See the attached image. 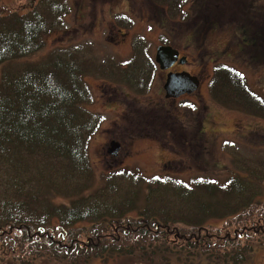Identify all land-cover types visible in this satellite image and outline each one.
Returning a JSON list of instances; mask_svg holds the SVG:
<instances>
[{
  "label": "trees",
  "instance_id": "obj_1",
  "mask_svg": "<svg viewBox=\"0 0 264 264\" xmlns=\"http://www.w3.org/2000/svg\"><path fill=\"white\" fill-rule=\"evenodd\" d=\"M152 2L177 7L174 14L184 4ZM67 14L66 0H28L24 11L0 14L1 263L9 255L10 264H106L117 257L138 264H243L253 251L251 235L264 241V210L251 202L264 171L248 169L236 197L227 196L236 183L231 177L218 184L120 171L91 188L87 144L99 119L86 110L91 91L84 78L139 93L151 83L154 62L137 40L129 60L120 61L124 67L110 56L66 49L32 60ZM208 89L218 103L264 117L263 101L233 68L214 66ZM221 218L224 226L210 222Z\"/></svg>",
  "mask_w": 264,
  "mask_h": 264
},
{
  "label": "rangeland",
  "instance_id": "obj_2",
  "mask_svg": "<svg viewBox=\"0 0 264 264\" xmlns=\"http://www.w3.org/2000/svg\"><path fill=\"white\" fill-rule=\"evenodd\" d=\"M177 1L184 4L174 14L177 7L170 9L152 0H66L64 25L45 36L43 51L32 58L36 61L39 55L66 49L92 59L110 56L126 63L137 40L145 43L154 62L156 48L166 42L188 61L176 70L201 80L196 92L172 100L165 98V75L155 62L150 85L139 93L124 83L84 78L91 91L86 110L99 119L87 144L91 188L102 184L104 174L120 171L139 173L146 179L156 175L184 181L209 177L218 184L231 177L236 183L228 187L231 194L227 196L236 197L248 169L264 171L263 115L220 104L208 89L214 66L224 64L239 72L247 88L264 103V0ZM27 6L28 0H0V14L22 12ZM112 141L120 145L116 156L107 153ZM121 185L128 186L126 182ZM256 188L251 202L263 212L264 183ZM226 221L210 222L220 227ZM250 238L253 251L243 264H264V241L254 235ZM4 258L0 264L12 263L9 255ZM27 264L52 263L37 259ZM106 264L138 263L117 257ZM193 264L207 263L195 260Z\"/></svg>",
  "mask_w": 264,
  "mask_h": 264
},
{
  "label": "water",
  "instance_id": "obj_3",
  "mask_svg": "<svg viewBox=\"0 0 264 264\" xmlns=\"http://www.w3.org/2000/svg\"><path fill=\"white\" fill-rule=\"evenodd\" d=\"M178 60V51L171 46H158L155 51L154 61L160 70L169 69ZM180 64L185 63V57L179 59ZM198 77L192 76L187 72L172 73L166 75L163 90L166 99H176L182 95H190L199 88ZM120 145L117 142H110L107 153L116 156Z\"/></svg>",
  "mask_w": 264,
  "mask_h": 264
},
{
  "label": "flooded vegetation",
  "instance_id": "obj_4",
  "mask_svg": "<svg viewBox=\"0 0 264 264\" xmlns=\"http://www.w3.org/2000/svg\"><path fill=\"white\" fill-rule=\"evenodd\" d=\"M163 45V44H162ZM164 45H166V44H164ZM175 49V48H174ZM177 50V49H176ZM178 51V50H177ZM181 57H184L179 51H178V60L177 61H175L174 62V64L169 68V69H166V70H163L162 72H164V75H165V79H166V75H167V73H169V72H172V73H179V72H183L184 70H182V69H179V70H176L177 68H181V66H183V65H185V64H187L188 63V61H187V59L185 60L186 62L184 63V64H180L179 63V59L181 58ZM161 71V70H160ZM189 73V72H188ZM192 75V74H191ZM198 77V76H197ZM199 78V77H198ZM200 79V78H199ZM201 81V80H200ZM200 84H201V82H200ZM164 85V84H163ZM184 96H188V95H182V96H180L179 98H177V99H180V98H182V97H184ZM172 100H176V99H172Z\"/></svg>",
  "mask_w": 264,
  "mask_h": 264
}]
</instances>
